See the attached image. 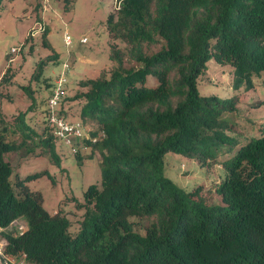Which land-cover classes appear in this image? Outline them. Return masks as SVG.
<instances>
[{
	"label": "trees",
	"instance_id": "1",
	"mask_svg": "<svg viewBox=\"0 0 264 264\" xmlns=\"http://www.w3.org/2000/svg\"><path fill=\"white\" fill-rule=\"evenodd\" d=\"M115 2L107 30L125 45H111L110 72L81 81L72 98L80 121L96 125L88 134L102 133L81 141L99 153V185L82 191L73 230L29 186L51 175L18 169L40 151L60 167L53 134L40 137L24 116L19 140L2 127L0 231L19 219L26 225L3 232L4 256L31 264H264V129L240 136L229 118L247 104L264 111V0ZM210 63L229 68V91L200 93ZM59 115L70 119L61 107ZM169 154L204 170L219 161L218 200L201 185L173 181Z\"/></svg>",
	"mask_w": 264,
	"mask_h": 264
},
{
	"label": "rangeland",
	"instance_id": "2",
	"mask_svg": "<svg viewBox=\"0 0 264 264\" xmlns=\"http://www.w3.org/2000/svg\"><path fill=\"white\" fill-rule=\"evenodd\" d=\"M117 7L115 0H1L0 129L7 128L8 139L19 140L18 116H24V122L40 137L52 134L46 124L45 106L63 65L68 68L59 106L68 118L80 120L81 104L72 100L82 90L80 82L108 74L111 69L108 58L110 46L122 48L125 45L109 35L107 30V17L114 14ZM64 34L71 39L68 46L64 44ZM83 38L86 39L84 43L81 42ZM201 80V94L230 90L228 67L210 63ZM229 118L230 132L240 136L260 130V126L264 129L262 108L243 105ZM82 123L85 131L96 128L88 120ZM52 137L60 167L53 164L47 152L40 151V155L31 154L23 160L18 169L35 166L51 175L50 179L43 175L29 186L41 194L42 206L49 214L65 216L71 228L76 230L82 214L77 208L78 201L82 200V191L89 185H99L100 156L92 147L82 148L84 145L79 140L64 144ZM76 149L78 156L74 155ZM9 159L15 165L18 158L10 155ZM166 160V174L178 185L186 189L201 185L204 197L209 201L218 200L214 186L222 173L219 161L210 163L204 170L196 162L177 154H169ZM19 226H26L22 219L0 231V239H3V232L16 233ZM2 262L0 257V264Z\"/></svg>",
	"mask_w": 264,
	"mask_h": 264
},
{
	"label": "built area",
	"instance_id": "3",
	"mask_svg": "<svg viewBox=\"0 0 264 264\" xmlns=\"http://www.w3.org/2000/svg\"><path fill=\"white\" fill-rule=\"evenodd\" d=\"M86 41L85 38L81 39V42L84 43ZM71 43V39L68 35L64 34V44L68 46ZM14 51V48L11 49ZM68 66L63 65V71L54 81L51 92L46 100V124L52 130L53 136L62 141L64 144H71L72 140H80L82 139L89 141L90 143H95L96 140L102 136V133L97 134L96 136H91L88 134L89 130H84L83 123L78 119H66L59 115L60 102L63 97V90L66 83V75L65 70ZM82 148L86 149L87 146H83ZM19 226L17 232H23L26 230V226ZM6 244L5 239H0V257L4 259L5 262H9L10 264H31L26 263L23 259L13 260L10 257L4 256L3 249Z\"/></svg>",
	"mask_w": 264,
	"mask_h": 264
}]
</instances>
